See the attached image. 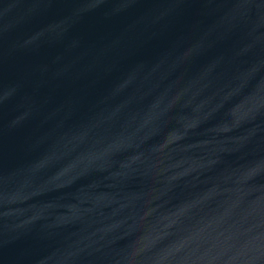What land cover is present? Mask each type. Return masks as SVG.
I'll use <instances>...</instances> for the list:
<instances>
[{"label": "water", "instance_id": "1", "mask_svg": "<svg viewBox=\"0 0 264 264\" xmlns=\"http://www.w3.org/2000/svg\"><path fill=\"white\" fill-rule=\"evenodd\" d=\"M0 264H264V0H0Z\"/></svg>", "mask_w": 264, "mask_h": 264}]
</instances>
